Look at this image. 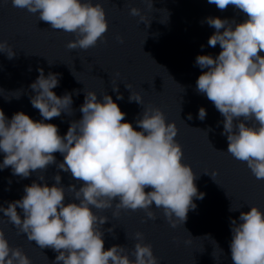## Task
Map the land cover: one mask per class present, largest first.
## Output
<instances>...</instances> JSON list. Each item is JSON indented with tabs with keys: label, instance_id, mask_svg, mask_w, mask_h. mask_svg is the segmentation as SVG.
Returning <instances> with one entry per match:
<instances>
[{
	"label": "clouds",
	"instance_id": "9594fccd",
	"mask_svg": "<svg viewBox=\"0 0 264 264\" xmlns=\"http://www.w3.org/2000/svg\"><path fill=\"white\" fill-rule=\"evenodd\" d=\"M10 2L14 8L37 14L50 28L73 34L75 38L66 44L70 50L94 47L104 40L108 29L105 9L98 0ZM144 2L148 9L153 8V0ZM207 2L221 11L230 6L240 19L205 18L214 29L207 44L219 45L220 51L195 57V65L202 70L195 91L223 117L218 125H223L226 151L244 162L256 179H264V0ZM129 14L144 20L138 7H130ZM0 53L8 59L17 55L6 40H0ZM36 71L38 76L29 84V100L40 119L34 120L23 111L9 118L0 109V171L10 167L11 175L21 179L41 174L24 185L21 198L0 204V214L40 249L56 253L52 264H160L140 231L133 234L136 243L131 252L119 244L105 248L104 233H112L114 227L104 229L109 218L94 210L112 208V215L118 216L120 210L141 209L148 219L155 220V207L171 227L184 224L187 213L196 208L194 200L203 199L205 194L196 186L199 176L183 162L175 122L167 121L161 108L145 104L141 94L125 85L130 90L129 102L142 107L134 123L127 121L116 102L123 99L116 86L112 88L115 100L107 92L98 97L95 91L82 90L81 115L71 120L61 135L58 126L47 121L62 114L73 116L72 97L79 93L65 91L58 96L53 89L59 86L61 74H45L41 67ZM0 94L10 100L22 93L15 90L5 95L0 89ZM206 115V109L200 107L197 118L203 121ZM57 152L62 161L57 162L53 155ZM52 164L58 171L52 177L54 183L49 184L43 173ZM61 171L75 183L65 187ZM211 177L215 181L214 173ZM67 192L73 194L71 200L66 199ZM240 209L232 204L229 207L230 212ZM229 219L232 264H264V210L252 205ZM222 253L215 242L212 256L217 264ZM0 264H32L20 247L10 245L2 229Z\"/></svg>",
	"mask_w": 264,
	"mask_h": 264
},
{
	"label": "water",
	"instance_id": "95a60500",
	"mask_svg": "<svg viewBox=\"0 0 264 264\" xmlns=\"http://www.w3.org/2000/svg\"><path fill=\"white\" fill-rule=\"evenodd\" d=\"M98 2L104 7L108 21L104 40L87 50H70L66 44L75 38L73 34L54 30L40 21L37 14L14 8L10 0H0V40H6L17 52L12 59L0 53V89L5 95L15 90L22 93L18 99L10 100L0 94V109L9 118L14 112L23 111L34 120L40 119L39 111L30 104L29 84L41 67L45 74L49 71L61 74L59 86L53 89L58 96L65 91L79 93L72 97L76 110L73 116L62 114L47 121L57 125L61 135L71 120L79 119L83 91L88 90L95 91L98 97L107 92L115 100L112 88L117 86L123 99L116 102L126 113L125 119L134 123L142 107L129 102L130 90L125 85L130 86L134 93L142 95L145 104L161 108L166 120L175 122L178 128L175 139L182 146L183 162L199 176L195 183L205 195L194 200L196 208L187 213L183 225L177 224L175 228L155 207L152 209L155 220L148 219L141 209L120 210L118 216L112 215V208L94 210L109 218L104 229L114 227L112 233H104L105 248L119 244L131 252L136 243L133 234L140 231L160 264H217L212 256L215 242L223 249L219 264H232L229 218H237L239 211H247L252 205L264 210V179H256L244 162L226 151V136L221 135L223 125H218L223 117L205 96L195 91L196 79L202 71L195 65V57L220 51L219 45L207 44L214 29L208 26L206 17L240 19V16L230 6L221 11L207 0H153L152 9L147 8L144 0ZM133 6L141 9L143 22L129 14ZM200 107L207 113L203 121L197 118ZM209 128L212 130L207 131ZM53 155L57 162L63 160L58 152ZM57 171L55 164L49 165L43 173L45 181L54 183L52 177ZM213 173L216 182L211 177ZM40 174L21 179L11 175L10 167L0 171V204L21 198L24 185ZM60 175L65 187L75 183L69 174L61 171ZM9 179L11 184L7 183ZM72 198L73 194L67 192L66 199ZM231 204L241 209L230 212ZM0 229L10 245L20 247L32 264H52L56 253L49 248L40 249L2 214Z\"/></svg>",
	"mask_w": 264,
	"mask_h": 264
}]
</instances>
